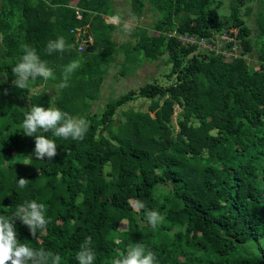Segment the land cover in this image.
Listing matches in <instances>:
<instances>
[{
    "label": "trees",
    "instance_id": "16d2710c",
    "mask_svg": "<svg viewBox=\"0 0 264 264\" xmlns=\"http://www.w3.org/2000/svg\"><path fill=\"white\" fill-rule=\"evenodd\" d=\"M252 1L255 39L248 23L253 7L245 0H231L224 16L222 1L129 0L130 15L142 18L148 5L158 18L150 28L135 27L134 42H118L124 14L114 0H0V214L34 199L50 220L35 239L16 219L20 243L58 253L61 264H78L86 240L94 264H112L139 243L158 264H264V0ZM117 15L119 25L109 21ZM214 31L239 39L241 56L225 60L177 38H210ZM61 36L71 47L46 54L47 42ZM25 44L47 61L55 80L38 78L25 90L13 85ZM120 53L121 75L167 55L170 82H146L93 112ZM73 60L81 67L58 91ZM139 98L150 101L146 110L130 105ZM33 105L86 119L83 141L47 133L58 154L35 159V137L21 127ZM21 177L29 181L24 189L17 187ZM136 199L160 212L163 223L153 229L145 211L130 206ZM123 220L127 229L119 227Z\"/></svg>",
    "mask_w": 264,
    "mask_h": 264
},
{
    "label": "clouds",
    "instance_id": "9594fccd",
    "mask_svg": "<svg viewBox=\"0 0 264 264\" xmlns=\"http://www.w3.org/2000/svg\"><path fill=\"white\" fill-rule=\"evenodd\" d=\"M113 24L121 23L120 17L113 16ZM125 32L131 31V25L127 22L123 24ZM71 47L64 37L47 42L45 52L48 55L59 52L63 53ZM81 67L79 60H73L64 66L60 83L56 85L58 91L69 86L72 75ZM15 79L13 85L20 89H28L30 83L39 79L48 81L55 80L56 76L47 61L40 58L37 50L27 44L23 45V55L19 62L12 68ZM21 127L27 137H35V147L33 156L35 159L43 161L47 158L51 161L57 153L55 140L47 138V133L53 137L68 140L83 141L89 129V122L84 118H76L59 108L33 105L30 112L25 114ZM29 181L21 177L17 181V187L24 189ZM134 211H145L148 224L153 228L163 223L165 217L156 210H147L143 201L136 199L129 201ZM19 219L30 230L33 238H37L38 231H45L50 220L46 218V205L38 203L36 200H26L17 205L15 211L9 216L0 214V264H61V256L44 248H32L17 240V233L14 225ZM78 264H94L96 253L86 240L80 245L75 256ZM112 264H158L157 257L151 250L143 244H136L131 247L126 255L116 258Z\"/></svg>",
    "mask_w": 264,
    "mask_h": 264
},
{
    "label": "rangeland",
    "instance_id": "374dc122",
    "mask_svg": "<svg viewBox=\"0 0 264 264\" xmlns=\"http://www.w3.org/2000/svg\"><path fill=\"white\" fill-rule=\"evenodd\" d=\"M32 2H36V0H31ZM222 1V6L219 8V12L222 16L226 15L230 11L229 3L231 0H216ZM75 2V0H74ZM73 2V3H74ZM116 8H118L123 14L122 25L117 29L115 33V39L118 42H125L128 39L135 41V36H133V30L137 26H144L150 28L152 23L158 18L156 12L152 11L150 7H146L145 14L142 18L137 19L136 17L129 14V9L131 7L129 0H114ZM244 5H251L253 7V11L248 16V23L250 27L253 29V39L257 36L258 27L256 21L254 20L255 14L258 10L257 1L245 0ZM112 18H109L111 21ZM127 22L131 25V31L125 32L123 30V24ZM255 51V50H254ZM123 54L120 53L118 55V59L113 65L110 66L108 74L105 77L103 84L100 87V97L98 100L94 101L91 104V109L93 112H100L104 109L106 103L114 97L119 96L121 93L127 92L131 89H138L141 85L145 84L149 81L158 80L162 85L169 84V75L171 69V64L167 62L168 56L164 55L161 57L159 61L149 62L145 61L142 65L138 66L133 72L128 73L126 75H121L120 71L122 70V62L124 61ZM249 60L253 62L256 59L255 52L253 55L248 56ZM124 64V63H123ZM41 88V87H40ZM39 88V89H40ZM51 88V87H50ZM49 91L52 94L56 92L54 89H50ZM150 101L145 100L143 98H139L136 101H133L130 105H133L135 108H141L146 110L148 108ZM129 106V105H128ZM179 108L177 107V112L174 116V121H177V113ZM120 229H127L128 222L123 220L119 222Z\"/></svg>",
    "mask_w": 264,
    "mask_h": 264
},
{
    "label": "built area",
    "instance_id": "2783aa9c",
    "mask_svg": "<svg viewBox=\"0 0 264 264\" xmlns=\"http://www.w3.org/2000/svg\"><path fill=\"white\" fill-rule=\"evenodd\" d=\"M182 45H198V48L205 52H215L224 56L225 60H232L241 55V42L232 37L227 31H214L210 38L199 37L189 33H181L177 36ZM233 42L232 47H227V43ZM83 46V45H82ZM80 50L82 47L79 48Z\"/></svg>",
    "mask_w": 264,
    "mask_h": 264
},
{
    "label": "water",
    "instance_id": "95a60500",
    "mask_svg": "<svg viewBox=\"0 0 264 264\" xmlns=\"http://www.w3.org/2000/svg\"><path fill=\"white\" fill-rule=\"evenodd\" d=\"M89 31H90V29H88V31L85 32V37L86 38L90 37L89 36L90 35V32ZM87 45L89 46L88 52H90V53H96L98 51L97 46L94 43H92L91 41H87Z\"/></svg>",
    "mask_w": 264,
    "mask_h": 264
}]
</instances>
